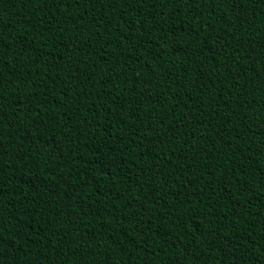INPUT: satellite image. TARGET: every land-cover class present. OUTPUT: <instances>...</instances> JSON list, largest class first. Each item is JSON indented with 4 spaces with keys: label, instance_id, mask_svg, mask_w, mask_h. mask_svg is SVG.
Returning a JSON list of instances; mask_svg holds the SVG:
<instances>
[{
    "label": "trees",
    "instance_id": "trees-1",
    "mask_svg": "<svg viewBox=\"0 0 264 264\" xmlns=\"http://www.w3.org/2000/svg\"><path fill=\"white\" fill-rule=\"evenodd\" d=\"M0 264H264V3L0 0Z\"/></svg>",
    "mask_w": 264,
    "mask_h": 264
},
{
    "label": "snow or ice",
    "instance_id": "snow-or-ice-1",
    "mask_svg": "<svg viewBox=\"0 0 264 264\" xmlns=\"http://www.w3.org/2000/svg\"><path fill=\"white\" fill-rule=\"evenodd\" d=\"M258 2L264 3V0H258Z\"/></svg>",
    "mask_w": 264,
    "mask_h": 264
}]
</instances>
